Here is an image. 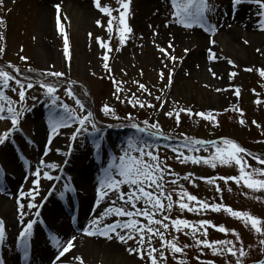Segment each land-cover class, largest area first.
Segmentation results:
<instances>
[{"label": "rangeland", "instance_id": "374dc122", "mask_svg": "<svg viewBox=\"0 0 264 264\" xmlns=\"http://www.w3.org/2000/svg\"><path fill=\"white\" fill-rule=\"evenodd\" d=\"M100 3L113 10L110 16L98 10L94 0H4V6L0 7V20L4 22L0 25V35L3 36L0 48L4 49L0 53V64L19 65L27 71L31 69L29 72L32 77L26 80L25 85L29 82L33 84L31 89H26L23 105L19 102V89L14 81L9 82L7 89L0 87V91L14 102V109H26L14 130L9 119L0 120V135L11 131L5 143L0 144V220L5 227V238L0 243V260L4 264L40 262L43 253L38 250L37 243L42 241L38 233L31 230L27 256L18 240L20 231L27 223L36 221L37 212L55 204L65 214L66 225L73 227L89 209L86 201L73 194L82 192V184L78 185L80 170L90 165L97 168L102 164L108 168L114 159L123 155L124 150L138 156L136 149L144 148L157 155L166 169L160 183L164 185L165 194L172 196L174 203L171 212H164L163 215H168L170 220H187L197 227L200 221L224 226L229 229L227 235L209 227L206 239L233 241L237 249L242 248L246 253L241 258L242 264L260 261L264 256V245L260 244V240L264 236L257 233L250 223L246 225L243 220L223 210H207L197 214L187 209L181 210L176 203L182 188L200 201L210 205H225L264 222V190L246 187L241 178L240 165L235 161L227 164L219 160L212 161L215 149L210 143L232 140L251 154H239L245 162V173L264 169V164L260 165L251 158L264 159V77L259 74L260 70H264V32L257 28V6L245 0L237 8L238 13L251 18L252 27L257 33L251 41L244 34L235 43L228 39L226 45L232 43L243 51L230 57L219 45V37L229 35L226 31L232 32L235 28L227 17L232 7L231 0H208L214 10L206 14L205 25L201 27L194 22L188 28L173 18L171 0H130L125 22L132 31L125 35L123 44L120 43L122 25L119 21L120 13L124 11L121 3L119 0H100ZM110 20L112 32L107 31ZM97 21H100V25ZM213 25L214 33L211 31ZM205 28L209 31H205ZM65 36L70 58L64 53ZM97 38H100L99 42ZM109 48L111 51H108ZM160 48H164L168 55L161 53ZM210 52L215 54V59L210 58ZM105 54L109 57L107 62L103 59ZM202 54L208 56L209 66L196 64L192 67L193 59ZM21 56L26 60H21ZM169 57H175V60ZM105 63L108 68L104 67ZM48 72H61L64 75L60 78L46 76ZM233 72L235 76L231 75ZM214 78L226 80L223 83L227 86L225 92L216 89ZM113 81L118 82V85ZM41 82L59 85L53 94L58 98L56 104L52 103L51 96L46 95V89L39 86ZM140 84L145 88L140 89ZM63 85L70 88L74 85L72 89L81 99V105L87 108L81 109L75 98L69 97L67 87ZM117 86L120 91H117ZM13 88L17 90L13 91ZM129 101H139L145 106L140 107L139 103L134 106ZM3 103L0 101V104ZM64 105H67V112ZM105 105L114 110V115L104 114L102 108ZM89 112L92 113L91 122H86L84 128L77 132L80 129L79 118ZM69 113L77 119H70L69 127H61L59 134H53L51 144L47 145L50 122L67 119ZM197 113L211 114L213 119H203ZM4 115H9L6 110ZM93 122L99 131L92 127ZM132 124L146 130L140 132ZM153 124L158 126L159 131L150 127ZM39 131L45 135L41 142L38 140ZM74 133L75 140L72 139ZM111 139H116V144L110 147L108 140ZM195 140L209 143L195 145L192 143ZM46 145L50 150L44 155ZM178 153L182 155L178 156ZM185 156L201 158L200 163L184 161ZM204 158H208L209 163H204ZM42 160L45 165L54 164L56 168L42 166ZM212 163H215V167ZM37 169L41 173L39 177L34 175ZM45 172L54 179H45ZM13 173L20 178L8 194V187L17 177ZM186 176L189 179H184ZM228 177H237L239 183L221 179ZM201 178H210L213 183ZM253 178L264 180V176L256 174ZM37 179L39 188L38 192H33L35 200L27 195L21 198V190L25 194L32 191L33 181ZM173 180L176 184L171 183ZM99 187V184L93 187L92 201L97 200ZM217 187L220 191H217ZM120 190L128 192L131 188L125 184L121 185ZM148 190L153 191L154 188ZM161 199L167 204V200ZM18 200L24 205L23 216L18 211ZM103 200L107 207L112 206V200H117L116 206H121L115 192L109 191ZM184 202L196 207L195 202H188L186 197ZM29 204L38 207L29 208ZM124 207L132 210L130 205ZM137 207H143V204L139 203ZM156 218L162 219L161 214H157ZM127 219L112 215L106 219V225L123 224ZM136 219L141 225L147 224L143 217ZM170 220L165 221L169 223L167 231L159 225L152 227L160 228L164 239L177 243L183 252L173 253L162 246L159 237L153 236L151 245L145 244V249H157L155 255L158 264H178V261H184V264H237L238 253L232 256L224 250L214 255L212 249L195 243L197 239H205L200 234L203 229L193 237L187 228L177 232ZM260 226L264 228V223ZM12 227L16 229L15 234L11 233ZM231 230L239 234V239ZM127 231L117 229L121 235H126ZM186 232L189 234L185 235ZM109 235L116 238V233ZM129 247L138 248L136 240H128L127 243L119 241V249L115 253L106 252L105 257L93 254L90 248L84 247L80 254L88 264H150L146 251L141 260L138 253L129 254ZM161 252L166 259H160Z\"/></svg>", "mask_w": 264, "mask_h": 264}, {"label": "snow or ice", "instance_id": "6c2138e0", "mask_svg": "<svg viewBox=\"0 0 264 264\" xmlns=\"http://www.w3.org/2000/svg\"><path fill=\"white\" fill-rule=\"evenodd\" d=\"M121 3V7L124 9L123 12L120 13V24L122 25V30L120 31V43L123 44L125 41V35L131 33V28L127 25L125 22V15L129 9L130 0H119ZM94 3L98 10H100L105 15H111V12L113 11L109 7L102 6L100 3V0H94ZM233 9H237L240 5L245 3V0H231ZM247 3L254 4L257 6V12H256V24L259 31L264 32V0H247ZM171 5L174 10L173 12V18L178 21L181 25L184 27H192L193 23L200 24L201 27L205 25L207 22V16L206 14L209 12H212L214 8L209 5L208 0H171ZM4 6V0H0V7ZM57 11H59V6L57 5ZM4 22L3 20H0V25H2ZM97 24L100 25V21H97ZM231 27V25H229ZM112 23L111 20L109 21L108 29L107 31L112 32ZM205 31H209L208 28H205ZM211 31L215 32V26L213 25L211 27ZM63 34V32H62ZM0 39H3V36L0 35ZM98 42L100 41V38H97ZM214 43V42H213ZM247 43V41H245ZM102 47H106V45L101 44ZM169 48L172 47L171 44L168 46ZM4 51L3 48H0V53ZM108 51H111L109 48ZM159 51L161 53H164L165 55H168L166 50L164 48H160ZM187 51V50H186ZM259 51V49H258ZM64 53L67 58H70L69 55V44L67 37L65 36L64 39ZM172 60H175V57H169ZM210 58L215 59V54L210 52ZM21 60H26L25 57L21 56ZM103 59L105 62L109 59L108 55L105 54L103 56ZM229 63H232L229 61ZM105 68H108L107 63L104 65ZM8 69H12L16 75H12L9 71L0 68V87H3L4 89H7L9 87V82L14 81L18 91L19 96V102L21 105H23L26 97V89H31L33 87L32 83L22 84L19 80V69H16L13 65L9 64L7 65ZM111 71V69H108ZM31 71V69H29ZM246 71H251V69H246ZM261 77H264V70H260L259 72ZM46 76H54L57 78L62 77L64 74L61 72H48L45 73ZM162 75V74H161ZM232 76H235L236 73H231ZM171 79V76H169V80ZM114 84L118 85V82L113 81ZM41 88L46 89V95L52 97V103L56 104L57 99L53 94L56 92V86L52 84H46L41 82L39 85ZM140 89H144L145 86L140 84ZM13 91H16V88L12 89ZM121 89L117 86V91H120ZM67 94L69 97L73 95L71 90H67ZM238 94V90H237ZM119 98V97H118ZM159 99V98H157ZM0 101H3V104H0V120L9 119L10 123L12 125V129H16L19 118L23 114V112L26 110L24 108H21L19 111L14 109L12 107L13 101H11L3 91H0ZM130 103H133L135 106L136 103H139V101L133 102L129 101ZM76 103L78 106L83 108L79 100H76ZM259 103V102H258ZM140 107H144L145 105L143 103H139ZM148 107H152V105H147ZM65 111L67 112V105H64ZM5 110L9 114L8 116H5ZM102 111L105 115H108L109 113H112L114 115V110H112L108 105H105L102 108ZM168 115H171L169 113ZM196 115L201 116L203 119L206 120H212L213 117L211 114L205 115L204 113H197ZM242 115V113H241ZM92 113L89 112L87 115H85L83 118H79L78 122L80 125V129H77L76 131H80L84 128V125L86 122H91ZM70 119H77L76 117L71 116L69 113V116L67 119H61L59 121H51L50 122V133L47 141V145H50L53 139V134H59V129L61 127H69V120ZM128 119H131V117H128ZM177 122H179V119L177 118ZM145 125H147V121L144 122ZM241 124L244 123L243 120L240 121ZM255 123V122H253ZM133 128H136L140 132H144L145 128H139L138 125L132 124ZM92 127L96 129V125L93 122ZM151 128H156L157 131H159L158 126L153 124L150 125ZM99 131V129H96ZM11 135V131L6 132L2 135H0V144L5 143L8 136ZM76 134L74 133L72 136V139L75 140ZM195 145H204L205 141L195 140L192 142ZM213 149H215V152L213 156L211 157L212 161L219 160L222 164H227L230 161H235L237 165H240V171H241V178L244 179V185L250 189L254 190H264V180L254 179L253 175H260L264 176V169H253L252 173H245L244 171V161L243 158L239 155L243 153L244 155H251L247 152L246 149L240 147L238 144H236L234 141L229 139H223L219 143L216 141L210 142ZM45 148L44 155L48 154V151L50 150L49 147ZM129 148H131V144H129ZM137 152H139L138 156L131 155L130 152L126 149L123 152V155H120L118 158L114 159L112 163L109 164L107 169H104L105 172V178L100 181V187L98 188V198H97V206H99V201L103 199L105 196L108 195V190H111L112 192H115L117 194V199L121 202V206H116L117 200H112L111 205L109 207H106L102 213L99 215L97 219H94L92 224L93 225H99L102 223V221L112 215H115L117 217H127V221L123 224L121 223H111L107 224L103 227V229L96 228L95 231L89 230L86 231V235H104L106 238L111 239L112 236L109 235V233H116V238L122 242L127 243L128 240H136L138 248L133 249L129 247L127 250L129 251V254L138 253L140 255V259H144L145 251L147 253V256L150 260V264H158L157 257L155 255L157 249L148 247L145 249V244L151 245L152 237L157 236L160 238L161 244L164 247H167L170 249L173 253H182L183 249L179 246H177V243L174 241H167L164 239V233L160 231V228H153L152 225H159L161 226L165 231L169 228V223H165V221H169L170 217L168 215H163L164 212H171L173 207V199L170 194L166 195L164 192V185L160 183V181L164 178V173L166 169L162 167L159 157L157 155H154L151 151H145L144 148H137ZM70 155V153H69ZM182 155L178 153V156ZM144 157H147L148 159L145 160ZM253 159L257 160L258 163L264 164V159H261L259 157L253 156ZM118 160V163L116 162ZM191 160L193 164L200 163L201 158L198 157H184V161ZM204 163H209L208 158H204ZM67 163V161H65ZM41 165L47 168H56V165L54 164H47L45 165L43 160L41 161ZM212 166L215 167V163H212ZM115 169V171H113ZM168 172H170V169H167ZM40 170L37 169L34 172V175L39 177L40 176ZM44 178L48 180L54 179L52 176H50L47 172L44 174ZM119 177V178H117ZM55 179H59V177H55ZM184 179H189V177H184ZM205 179L208 183H213V180L210 178H201ZM224 179L225 182L227 180L231 179L237 183H239V179L237 177H228V178H221ZM172 184H176V181H171ZM129 185L131 190L128 192H123L120 190L121 185ZM39 188V180L33 181V189L32 191L28 192L27 194L23 193L21 190L20 196L23 198L25 195L32 197L33 200H35V196L33 195V192H38ZM149 188H154L153 191H149ZM67 190V186H66ZM158 190V191H156ZM217 191H220L219 187H217ZM63 195V194H61ZM179 200L176 201L179 208L181 210L187 209L188 211H194L197 214H199L202 211L211 210L213 212H219L223 210L224 212L230 214L232 217L241 219L245 222V224H251V227L259 233L261 236H264V228H262L260 225L264 222L260 221L259 218L251 216L249 213H244L240 211L233 210L231 207L221 205V204H215L210 205L206 201H200L198 198L194 195L189 194L188 192L184 191L181 188V191L178 193ZM163 197L165 200H167V204L163 202L161 199ZM185 197L187 198L188 202H195L196 207H190L188 203L184 202ZM19 208L18 211H20L21 216H23V209L24 205L19 203V200L17 201ZM142 203L143 207H137V204ZM130 205L132 210H127L124 206ZM29 208L32 207H38L36 204H29ZM157 214H161L162 219H157ZM136 217H143L147 224L141 225L140 221L136 219ZM34 222H29L27 225L20 231L18 240L20 242V246L25 253V256L28 254L29 250V237L31 236V230L33 228ZM171 226L177 231H181L182 228L190 229L191 235L193 237L196 236L197 232H200L201 229H203L200 234L205 237L203 240L197 239L195 243L199 246L202 245L204 248L212 249L214 255L220 254L222 251L226 250L230 255L237 256V253L239 254L237 257V264H242L243 257L246 256V253L242 248L237 249L236 245L231 240H221V241H208L206 239L208 233L207 229L213 228L216 231H219L221 233H224L225 235L228 234L229 229L225 228L224 226H217L215 224H212L210 221H200L199 226L195 224H191L189 221L184 219H173L170 220ZM117 229L121 230H128L126 235H121L117 232ZM232 234L239 239V234L236 233L234 230H231ZM133 233H136V235H133ZM189 233H185V235H188ZM5 238V227L4 222L0 220V243H3ZM74 239V238H73ZM73 239H70L67 241L66 245H60L59 240L56 241L57 247H58V255L56 257L57 260L60 259V257L64 256L66 252H68L73 247ZM260 244L264 245V239L260 240ZM217 245H220L222 247H217ZM187 247V245H185ZM79 259V258H77ZM160 259L164 260L166 257H164L163 252L160 253ZM0 264H4L2 260H0ZM80 264H83V260H80ZM178 264H184V261H178ZM203 264V262H202ZM208 264H212V262H208Z\"/></svg>", "mask_w": 264, "mask_h": 264}, {"label": "bare ground", "instance_id": "6f19581e", "mask_svg": "<svg viewBox=\"0 0 264 264\" xmlns=\"http://www.w3.org/2000/svg\"><path fill=\"white\" fill-rule=\"evenodd\" d=\"M227 14L229 23L235 26V28L231 30L234 33L226 31V34L229 35L223 34L221 37H219V45L229 54L230 57H233L236 55V53L242 54L243 51L236 48L232 43L240 40V38L242 39V34H244L243 36H246V39L251 41L254 39L253 35H255L257 32L252 27L251 18L245 14L238 13L237 9L234 10L233 7H230ZM237 29L241 30L238 31ZM243 29H245V31ZM228 36L230 38H228ZM228 39H230V41H234H232L231 44L226 45ZM207 58V55H198L195 59H193L192 67L196 64L201 66H209L207 64ZM224 81L226 80L215 78L213 80L214 86L219 92H225L227 89V86L223 84ZM41 133L42 131H39L38 133L39 142H41L42 137L45 136ZM115 144L116 139L108 140V145L110 147ZM103 167L104 164L97 166V168H93L92 165H90L89 167H84L80 170L81 177H78V185L82 184V192H74L73 194L80 196L84 201H86L89 209L84 215H81V217L78 218L77 223L75 224L76 230L79 231L78 233L66 225L65 214H63L62 209L56 207L55 204L47 207L45 210H39L37 212L36 221L33 224L32 231L38 233V237L42 239V241L38 242L37 245L38 250L42 251L43 257L41 261L36 262V264H80V260L82 259L80 253L83 247L84 249L90 248L93 254H99L102 256L104 255V257L106 252L109 251L110 253H115L119 249V241L114 237L108 239L104 235L100 234L91 236L85 234V232L89 230L95 231L97 227L103 229V227L106 225V219L108 218H105L98 226L92 224L93 220L97 219L102 211L107 207V205L104 203L105 201H102V199L99 201V206H97V200H91L93 196L91 192L93 187L96 184L100 185V181L105 178V172L103 170L107 168ZM15 175H17V177L13 179L11 186L8 187V190L6 191L8 194L13 191V184H15L20 178L18 177V174ZM109 191L111 190H108V192ZM11 230V233L15 234V227H12ZM70 239H73V247L68 252H66L64 256L57 260L56 257L58 255V247L56 241L59 240L60 245H66L67 241ZM28 264L34 263L30 261ZM83 264L88 263L83 260Z\"/></svg>", "mask_w": 264, "mask_h": 264}, {"label": "trees", "instance_id": "16d2710c", "mask_svg": "<svg viewBox=\"0 0 264 264\" xmlns=\"http://www.w3.org/2000/svg\"><path fill=\"white\" fill-rule=\"evenodd\" d=\"M1 63V62H0ZM11 65H13V64H11ZM16 69H19V78H21V79H24V80H27V79H29V78H31L32 77V73L31 72H29V71H27V70H24V69H22L19 65H13ZM0 68H5V69H8L7 68V66H2L1 64H0ZM16 74V73H15ZM107 76V75H106ZM108 79V78H107ZM75 95H77L76 93H75Z\"/></svg>", "mask_w": 264, "mask_h": 264}, {"label": "water", "instance_id": "95a60500", "mask_svg": "<svg viewBox=\"0 0 264 264\" xmlns=\"http://www.w3.org/2000/svg\"><path fill=\"white\" fill-rule=\"evenodd\" d=\"M255 264H264V257L262 258L261 261H259L258 263H255Z\"/></svg>", "mask_w": 264, "mask_h": 264}]
</instances>
